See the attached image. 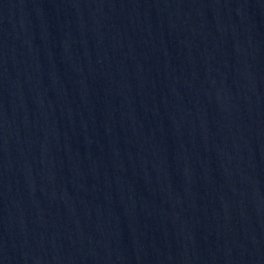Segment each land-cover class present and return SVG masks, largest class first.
<instances>
[{"label": "water", "instance_id": "1", "mask_svg": "<svg viewBox=\"0 0 264 264\" xmlns=\"http://www.w3.org/2000/svg\"><path fill=\"white\" fill-rule=\"evenodd\" d=\"M0 264H264V0H0Z\"/></svg>", "mask_w": 264, "mask_h": 264}]
</instances>
